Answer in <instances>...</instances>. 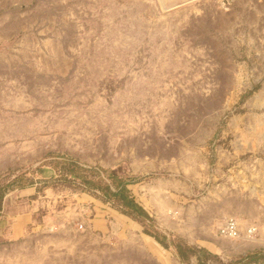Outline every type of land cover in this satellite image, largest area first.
<instances>
[{
  "label": "rangeland",
  "instance_id": "obj_1",
  "mask_svg": "<svg viewBox=\"0 0 264 264\" xmlns=\"http://www.w3.org/2000/svg\"><path fill=\"white\" fill-rule=\"evenodd\" d=\"M1 219L0 264H264V0H0Z\"/></svg>",
  "mask_w": 264,
  "mask_h": 264
},
{
  "label": "built area",
  "instance_id": "obj_2",
  "mask_svg": "<svg viewBox=\"0 0 264 264\" xmlns=\"http://www.w3.org/2000/svg\"><path fill=\"white\" fill-rule=\"evenodd\" d=\"M256 226H248L245 229L244 234L247 236H253L256 233ZM218 234L220 235H226L230 237L236 238L240 235V231L237 225L236 220L233 217H227L222 224L218 226L217 229Z\"/></svg>",
  "mask_w": 264,
  "mask_h": 264
},
{
  "label": "trees",
  "instance_id": "obj_3",
  "mask_svg": "<svg viewBox=\"0 0 264 264\" xmlns=\"http://www.w3.org/2000/svg\"><path fill=\"white\" fill-rule=\"evenodd\" d=\"M126 190H127V187H126L125 183L124 184L122 183V184L117 185V187L114 189L113 193L115 195H117L119 197V199H121V201L124 202L125 204L134 206V209L138 213L146 214L144 208L137 201H135L134 198H130L127 195ZM186 257H188V255Z\"/></svg>",
  "mask_w": 264,
  "mask_h": 264
},
{
  "label": "bare ground",
  "instance_id": "obj_4",
  "mask_svg": "<svg viewBox=\"0 0 264 264\" xmlns=\"http://www.w3.org/2000/svg\"><path fill=\"white\" fill-rule=\"evenodd\" d=\"M234 218V217H233ZM235 220H236V222H237V225H238V228H239V231H240V235L239 236H237L236 238H239V237H241V234L242 233H244L245 232V229L247 228H244V230H242V225L239 223V221L236 219V218H234ZM250 226H253V225H250ZM245 235V234H244ZM224 236H226V235H224ZM247 236V235H246ZM226 237H230V236H226ZM248 237H252V236H248ZM230 238H234V237H230Z\"/></svg>",
  "mask_w": 264,
  "mask_h": 264
},
{
  "label": "crops",
  "instance_id": "obj_5",
  "mask_svg": "<svg viewBox=\"0 0 264 264\" xmlns=\"http://www.w3.org/2000/svg\"><path fill=\"white\" fill-rule=\"evenodd\" d=\"M6 222V221H5ZM8 222V221H7ZM7 222L6 223H4V220L3 219H1L0 220V234H3L4 233V231H5V227H6V225H7ZM18 228H15V231L17 230ZM20 229V228H19Z\"/></svg>",
  "mask_w": 264,
  "mask_h": 264
}]
</instances>
